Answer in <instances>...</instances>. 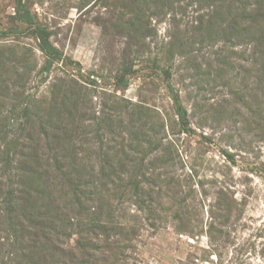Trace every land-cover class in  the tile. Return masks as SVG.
Segmentation results:
<instances>
[{
	"label": "rangeland",
	"instance_id": "1",
	"mask_svg": "<svg viewBox=\"0 0 264 264\" xmlns=\"http://www.w3.org/2000/svg\"><path fill=\"white\" fill-rule=\"evenodd\" d=\"M73 101L76 151L96 169L102 154H127L112 165L138 169L140 198H157L154 213L120 199L137 226L116 243L125 264H264V0H0L5 186L21 191L20 154L62 148L49 144Z\"/></svg>",
	"mask_w": 264,
	"mask_h": 264
},
{
	"label": "trees",
	"instance_id": "2",
	"mask_svg": "<svg viewBox=\"0 0 264 264\" xmlns=\"http://www.w3.org/2000/svg\"><path fill=\"white\" fill-rule=\"evenodd\" d=\"M217 12L215 16H218ZM243 12L239 10L237 17L240 21ZM252 12L253 21L258 23L261 11L254 9ZM45 50L49 52L47 47ZM47 63L50 64L51 60ZM64 99V102H70L66 97ZM173 99L185 130L187 111L178 97ZM71 103H66L67 108L62 111L61 118L65 116V120L59 127L60 136L54 137L49 144L63 149L53 151L51 147L48 152L20 154L19 167L14 170L17 171L21 191L9 187L10 183L5 186L7 183L1 179L4 173H0V195L9 206L6 211L10 229L8 238L0 239L1 264L4 260L2 255L6 254L8 257L4 264H125L120 258L125 251H118L116 243L132 242L137 226L135 218L125 215L120 199L130 193L135 199L140 198L145 189L140 186V181H135L138 169L131 172L125 165H112L114 162H126L127 154L121 155V151L113 155L102 154L100 158L96 157L101 163L96 169L92 156L76 151L75 121L82 113L78 112V118L74 119L77 103ZM107 120L111 127L114 120L111 117ZM3 155L4 152H0L1 160L5 161ZM123 177L124 180L121 179ZM146 192L149 195L147 200L140 198V203L148 213H154L151 205L157 204V198H153L149 190ZM178 195V192H173L170 196L174 200ZM185 212L176 209L174 218L181 233H188L186 229L190 224ZM2 219L0 215V221ZM3 230L4 226L0 228ZM74 233L79 239L71 247L69 242ZM98 254L104 255L103 258L97 257Z\"/></svg>",
	"mask_w": 264,
	"mask_h": 264
}]
</instances>
